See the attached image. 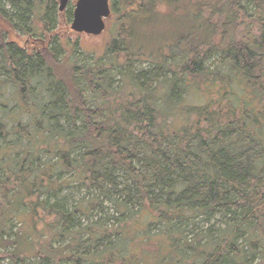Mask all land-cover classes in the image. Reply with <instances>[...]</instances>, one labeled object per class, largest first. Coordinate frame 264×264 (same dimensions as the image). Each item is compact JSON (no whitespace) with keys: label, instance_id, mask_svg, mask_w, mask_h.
Wrapping results in <instances>:
<instances>
[{"label":"trees","instance_id":"trees-1","mask_svg":"<svg viewBox=\"0 0 264 264\" xmlns=\"http://www.w3.org/2000/svg\"><path fill=\"white\" fill-rule=\"evenodd\" d=\"M58 1L0 0L9 264H264V0H110L101 56L42 44Z\"/></svg>","mask_w":264,"mask_h":264},{"label":"rangeland","instance_id":"rangeland-1","mask_svg":"<svg viewBox=\"0 0 264 264\" xmlns=\"http://www.w3.org/2000/svg\"><path fill=\"white\" fill-rule=\"evenodd\" d=\"M77 0H69L68 4L66 6V8L64 9V11L59 12L58 11V27L54 30L55 32L53 33V37H45V39L43 38L42 44H45V46H49L51 43V39L53 38H57V45H67V43H78L80 46V49L82 48L83 50H87V52H92L98 56H101L104 53L105 50V46L107 44L108 41H111L112 39H114L116 37V26L117 25V21L114 18V16H110V18H108L105 21V25L106 28L105 30L98 36H93L90 34H86V33H79L76 31L71 30V23H72V19H73V11L75 8ZM1 5H3L4 9L6 10V14L10 15V6L7 4V2L0 3ZM58 5L60 6V3L58 1ZM58 6V7H59ZM161 8V12L164 11L163 5L160 7ZM112 11V10H111ZM165 11L161 14H164ZM70 15V18H69ZM19 36V37H18ZM17 37L26 45V47L29 50H33L34 46L38 47L41 46L40 42L36 41L33 42L31 40V37H25V36H21L18 35ZM40 41V39H39ZM77 59H82L81 57V53L79 52V55L77 56ZM90 59H92V57L90 56ZM136 67H140L141 69H148L150 66L148 64H141L140 66L137 65ZM167 78H170V75L167 76ZM215 91L212 90L210 92H207L206 90H204V88H202L201 90L199 89H195V88H189L187 90H185L182 94H181V99L183 100L184 104H186L188 107H193V106H201L203 104H206L209 102L208 99H210L211 97L217 96L215 98V100L218 101V104L221 102L219 100L220 95L224 92V90L222 88H220L219 86H215ZM212 99V98H211ZM218 104H214L213 105V109H219L221 108L220 106H218ZM222 106V105H221ZM122 176L120 175V181H122ZM68 191V195L73 194L77 199L81 198L84 195V191L82 188H80L77 184H71L69 186V188L67 189ZM75 199V198H73ZM104 213H97L95 215L94 220H100V222L104 225V226H109L112 221H114V213L113 210L111 209V206L109 204L105 205L104 208ZM84 223V222H83ZM7 254H3L2 250H0V258H4L5 261H0V264H9V260L6 259L7 258ZM31 261H26L25 264H30Z\"/></svg>","mask_w":264,"mask_h":264},{"label":"water","instance_id":"water-1","mask_svg":"<svg viewBox=\"0 0 264 264\" xmlns=\"http://www.w3.org/2000/svg\"><path fill=\"white\" fill-rule=\"evenodd\" d=\"M68 1L59 0V12L64 11ZM110 16L109 0H77L73 11L71 30L98 36L105 30V21Z\"/></svg>","mask_w":264,"mask_h":264}]
</instances>
